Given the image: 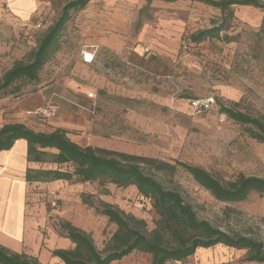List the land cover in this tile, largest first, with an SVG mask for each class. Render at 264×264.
<instances>
[{"label":"rangeland","instance_id":"374dc122","mask_svg":"<svg viewBox=\"0 0 264 264\" xmlns=\"http://www.w3.org/2000/svg\"><path fill=\"white\" fill-rule=\"evenodd\" d=\"M66 2L38 0V10L24 23L5 22L0 17V32H15L12 36L7 34L2 42L10 49L9 53L6 51L9 65L30 60V53L57 21ZM133 8L125 16V51L121 54L102 51L91 68L83 63L77 67V54L87 38L84 33L92 30L80 12L72 15L58 50L45 65L44 83L52 78L69 81V101L60 99L56 105L72 107L78 98L87 102L88 107L94 103L98 131L132 144L133 152L127 154L157 158L172 165L199 166L224 182L235 181L242 175L264 177V143L252 139L244 127L220 113L218 104V100L227 105L239 102L240 110L264 121V34L261 33L264 12L252 6L234 9L230 27L221 36H237L235 42L215 39L191 44L192 33L221 22L219 10L190 0H139ZM173 15L184 24L180 38L172 32H145L142 38L146 24L154 26L160 19ZM39 23H42L40 28L36 27ZM139 46L143 57L135 53ZM146 48L155 56L147 53ZM165 52L174 58H168ZM4 54L1 55L5 57ZM127 62L145 68L153 76L130 67ZM210 97L215 100L210 111L191 115L189 101ZM151 173L165 188L179 191L194 207L199 219L264 243V194L253 193L245 201L225 203L216 200L180 166L175 172L152 170ZM72 185H77L76 190L65 188L66 197L57 193V199L50 202L46 197L45 205L50 210L67 207L73 211L76 222L93 237L98 250L105 252L117 230L115 224L97 212L95 207L102 209V202L144 220L148 232L157 228L159 216L153 201L140 195L135 186L123 188L98 181ZM84 196L95 207L85 204ZM49 219L58 228L66 220L57 213ZM246 257L245 250L217 245L198 249L182 262L168 264H260L248 262ZM112 264H152V255L135 251Z\"/></svg>","mask_w":264,"mask_h":264},{"label":"trees","instance_id":"16d2710c","mask_svg":"<svg viewBox=\"0 0 264 264\" xmlns=\"http://www.w3.org/2000/svg\"><path fill=\"white\" fill-rule=\"evenodd\" d=\"M92 0H67L57 21L52 24L30 53L28 62L19 61L7 70L0 80V96L19 95L29 83L39 80L52 55L58 50L67 24L72 15L81 12ZM174 2L177 0H166ZM211 6L221 12L219 24L199 30L190 35L191 44L223 39L235 42L237 36H221L230 27L234 9L252 6L264 12V3L259 0H190ZM42 23L36 25L40 28ZM264 34V21L262 32ZM30 35L29 32L27 36ZM220 113L245 128L249 136L264 143V121L239 109L240 103H221ZM19 139L28 142V160L57 164L56 169L31 170L27 172L29 182L67 181L72 184L100 182L117 187L135 186L139 194L153 201L159 216L157 228L148 232L144 220L123 213L118 208L102 202V209L84 196V203L95 207L109 223L117 226L107 244L105 252L98 250L93 237L70 221L62 220L59 233L75 244L71 250H55L54 256L64 264H112L121 261L135 251L152 255V264L182 262L193 256L198 249H210L223 245L247 252L246 260L264 264V243L257 238L230 233L199 219L194 207L187 203L175 189H167L151 173L152 170L171 172L182 167L195 182L209 191L213 197L225 203L247 200L253 194H264V177L240 176L235 181L224 182L206 169L185 163L169 164L163 160L124 152L94 147H82L71 141L65 130L52 133L35 132L23 124H9L0 130V152L9 150ZM0 264H41L37 259L24 254L12 253L0 246Z\"/></svg>","mask_w":264,"mask_h":264},{"label":"crops","instance_id":"0c3cea01","mask_svg":"<svg viewBox=\"0 0 264 264\" xmlns=\"http://www.w3.org/2000/svg\"><path fill=\"white\" fill-rule=\"evenodd\" d=\"M139 0H92L80 12V16L88 19L87 25L92 32H85L84 45H95L98 51L93 62L102 51L123 53L126 46L124 28L128 15L127 10H133ZM38 0H0V17L10 23L27 22L38 10ZM129 16V15H128ZM142 33L164 32L180 38L184 32V24L170 16L160 19L152 26L146 24ZM15 32H0V80L3 74L13 65H9L6 51L9 53L7 43H2L8 36ZM26 34L28 32H25ZM9 49V50H8ZM141 46L135 53L143 57ZM175 52V50H173ZM5 53L3 57L1 54ZM165 56L173 59L174 55L165 52ZM78 65L83 63L91 68L92 63L83 60L81 52L77 54ZM80 63V64H79ZM47 66L40 72L39 80L29 83L19 95L0 96V130L5 125L23 124L35 132L52 133L57 129L65 130L68 138L82 147L132 153L134 146L120 138L108 137L98 131L95 122L96 106L83 102H72L73 106L59 105L58 114L49 120L35 118L32 113L44 108L50 103L56 104L60 99H67L70 87L69 81L55 79L44 83ZM49 77V76H48ZM73 83L75 81H72ZM71 84V83H70ZM28 87L31 90L26 91ZM69 87V88H68ZM93 89L92 87H88ZM76 91V90H75ZM78 95V92H75ZM58 166L50 162H33L28 160V142L19 139L11 149L0 152V246L12 253L24 254L37 259L41 264H64L54 256L55 250H71L75 244L58 231V226L53 225L49 218L53 213L70 221L73 225L82 228L76 222L73 211L65 207L62 210H50L45 205L46 197L57 199L68 194L66 189L76 190L77 185L67 181L29 182L27 172L31 170L56 169ZM66 188V189H65ZM59 197V196H58ZM68 209V210H67Z\"/></svg>","mask_w":264,"mask_h":264},{"label":"built area","instance_id":"2783aa9c","mask_svg":"<svg viewBox=\"0 0 264 264\" xmlns=\"http://www.w3.org/2000/svg\"><path fill=\"white\" fill-rule=\"evenodd\" d=\"M97 51H98V47L95 45H84L81 50V55L83 57L84 62L92 63ZM145 51L155 56V54L151 52L149 48H146ZM127 64L130 67L139 69V71L145 74L153 76V74L148 70H146L145 68H139L138 66L132 64L131 62H127ZM214 104H215V100L212 97L206 99H196L189 101V109L191 111V115L198 116L205 112L210 111ZM59 111H60V107L58 105L50 103L44 108H41L40 110L33 112L32 115L35 118H39L40 120H49L55 117ZM52 204L53 206L56 205V203L54 202Z\"/></svg>","mask_w":264,"mask_h":264}]
</instances>
